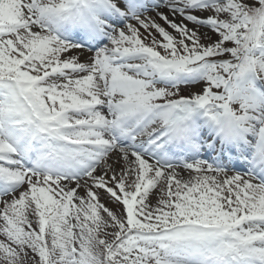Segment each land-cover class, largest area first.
<instances>
[{"label":"snow or ice","instance_id":"1","mask_svg":"<svg viewBox=\"0 0 264 264\" xmlns=\"http://www.w3.org/2000/svg\"><path fill=\"white\" fill-rule=\"evenodd\" d=\"M0 221V264H264V0H0Z\"/></svg>","mask_w":264,"mask_h":264},{"label":"rangeland","instance_id":"2","mask_svg":"<svg viewBox=\"0 0 264 264\" xmlns=\"http://www.w3.org/2000/svg\"><path fill=\"white\" fill-rule=\"evenodd\" d=\"M83 193H84V189L81 188V189H80V194L83 195ZM154 200H155V197H154ZM103 202H104L108 207H110V208H112V209H116L117 211H119V209H120V206H119V205H117L116 203L110 201L106 196L103 197ZM30 218H31V217H30ZM0 224H2V221H0ZM0 239H2V237H0Z\"/></svg>","mask_w":264,"mask_h":264}]
</instances>
